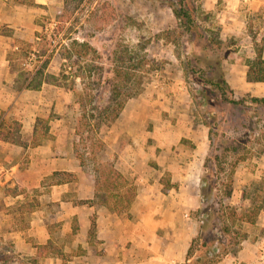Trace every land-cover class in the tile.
<instances>
[{
    "label": "rangeland",
    "instance_id": "374dc122",
    "mask_svg": "<svg viewBox=\"0 0 264 264\" xmlns=\"http://www.w3.org/2000/svg\"><path fill=\"white\" fill-rule=\"evenodd\" d=\"M198 3L202 15H208L202 21L206 35L208 38H219L222 46L216 48L217 45L212 42L205 46L191 42L178 26L166 0H84L79 6L72 4L65 9L64 0H47L45 4L34 6L35 34L39 39L28 43L27 54L17 57L16 61L20 62L33 53L32 69L25 67V70L24 66L18 64L24 72H33L48 57L47 67L50 73L56 75L55 85L64 92V100L59 106L43 103L38 106V112L43 115L50 112L53 125L62 119L55 125L66 131V135L60 139L62 145L65 148L75 146V151L83 156L84 165L92 171L106 163L107 143L104 138L109 125L115 121L105 119L112 114V109L106 106H114L116 100L124 97V105L128 101L136 104V99L144 97V108L158 112L160 125L168 119L172 123L179 121L191 126L192 136H196L197 140L193 142L190 136H182L165 156L168 161H175L176 157L179 164H171L170 170L155 165L152 168L155 175H164L167 170L168 174L164 176L169 178L174 173L188 175V185L194 183L192 179L196 178L193 194L188 191L185 196H180L184 204H195L188 211V216L195 221L200 205L201 175L207 172L202 163L209 149V124L216 142L225 148L221 155L222 168L217 172L216 187L210 193L216 201L218 214L222 213L221 205H236L248 191L253 195L264 194V112L249 110L221 99L213 81L218 74L216 62L222 59L221 74L231 93L227 92L228 98L264 95V83L249 82L244 74L245 59L253 44L246 46L240 35L226 33L218 15L223 8V0H198ZM59 27L62 28L56 33ZM250 34L251 37L252 34L255 36L253 32ZM73 40L88 42L94 51L68 57L69 44ZM223 54L226 55L221 58ZM115 84L120 85L121 91L112 100V87ZM202 88L208 90L209 96L202 97ZM210 104L215 108L212 113L214 117L208 110ZM244 104L251 108L254 106L248 100ZM82 112L86 118L78 125ZM147 128L152 130L153 124L149 123ZM152 141L153 137L148 136L147 144L150 145ZM160 151L161 148L156 147V156ZM0 153L22 160L26 157L23 152L16 153L13 149H0ZM229 176L232 178V194L226 198L224 190ZM4 188L0 186L1 194ZM28 198L25 204L33 206L37 198L33 195ZM18 205L17 202L4 205L9 206L6 207L9 210H6V218L0 226V264H25L22 263L24 259L16 254L14 243L9 241L8 235L12 225H25L24 212L20 215ZM56 224L52 225V230L60 236L62 227ZM227 224L230 225V232L225 235V246L221 248L220 256L224 252L232 253L237 248V230L245 233L246 237L263 242L264 251V211L258 212L253 223L230 220ZM216 225L220 229L223 223L217 220ZM67 239V235L60 237L61 241Z\"/></svg>",
    "mask_w": 264,
    "mask_h": 264
},
{
    "label": "crops",
    "instance_id": "0c3cea01",
    "mask_svg": "<svg viewBox=\"0 0 264 264\" xmlns=\"http://www.w3.org/2000/svg\"><path fill=\"white\" fill-rule=\"evenodd\" d=\"M33 1L35 4L30 5L19 0H0V134L15 131L11 139H2L0 135V149H13L26 155L22 160L0 153V186L6 187L5 197L0 192V226L9 210L4 205L19 203L18 212L20 215L24 212L25 225H12L8 231L16 254L24 259L19 261L25 264L182 263L191 238L198 232V222L188 216L195 204H184L180 196L188 191L193 194L197 180L194 177V183L188 185V175L174 173L170 182L176 185L163 190L160 182L163 174L155 175L152 167L170 170L171 164H179L176 157L175 161H168L165 156L182 136H190L193 142L197 140L192 136V127L168 119L160 125L158 112L144 108V97L136 99V104L128 101L109 125L104 138L107 143L104 161L112 163L134 185L135 197L121 213L89 202L94 200L96 192L93 171L76 159L72 151L75 144L73 148L62 145L60 139L66 131L55 126L62 119L58 118L59 122L53 125L50 112L47 115L38 112V106L43 103L63 104L64 92L55 85L57 80L42 82L39 89H29L26 82L18 79L26 58L16 62L17 57L28 52V43L39 39L35 34L34 6L47 3V0ZM223 2L218 15L226 33L240 35L246 46L253 44V38L259 41L264 37V0ZM250 32L255 36L251 37ZM249 50L247 57H253L254 50ZM45 72L50 73L47 65ZM37 118L47 119V136L33 144ZM149 123L153 124L152 130L147 128ZM148 136L153 137L150 145ZM156 147L161 148L158 156ZM54 171L74 176L60 182L51 177ZM32 186L42 189H30ZM29 191L37 198L30 207L25 204L32 196ZM3 199L8 202H2ZM92 216H95V234L90 237ZM54 223L62 227L60 236L52 230ZM74 224L77 229L72 233ZM63 235L69 239L61 241ZM48 242L57 250L49 249L39 256L38 246ZM262 248L263 242L244 237L235 254L225 252L214 264H264Z\"/></svg>",
    "mask_w": 264,
    "mask_h": 264
},
{
    "label": "trees",
    "instance_id": "16d2710c",
    "mask_svg": "<svg viewBox=\"0 0 264 264\" xmlns=\"http://www.w3.org/2000/svg\"><path fill=\"white\" fill-rule=\"evenodd\" d=\"M20 2H27L30 5L35 4L33 0H19ZM84 0H64L63 8H67L74 4L79 6ZM167 5L171 8L174 16L178 21V26L182 29L184 33L188 35V38L194 44L201 46L208 45V43H213L217 45L216 48L223 45V42L215 37L211 36L208 38L206 35V29L203 26L202 21L208 18L207 14L201 12L200 4L198 0H166ZM62 27L56 28V33L61 30ZM45 37V35H42ZM69 51L67 53L68 57L80 56L89 54L91 51H94V48L86 41L78 42L73 40L69 44ZM264 37L259 41L253 38V50L254 56L247 57L245 59V78L249 82H264ZM27 53H25L26 55ZM224 55L220 57L223 58ZM222 60V59H221ZM220 59L216 62L217 76L216 80H213L216 88L219 90V97L224 99L226 102L235 105H242L247 109H252L257 112H264V95L262 96H248L242 99H235L226 95L230 88L223 78L220 69ZM48 63V57L45 58L43 63L30 75L29 72H24L19 70L18 79L21 83H25V87L29 89H39L42 82H53L57 77L53 74L45 72L46 65ZM61 73V72H60ZM207 81V80H206ZM212 82L211 80H209ZM121 91V87L118 84L113 85L112 87V100L116 99V96ZM203 94L202 97L209 96L208 90L202 88L200 90ZM231 94V93H230ZM126 98H121L115 101V105L112 106L108 104L106 107L112 109V114L110 118L106 120L113 121L119 115L122 107L124 106ZM248 100L251 103H254V106L245 105V101ZM211 114L214 112L215 108L212 104L208 109ZM214 117V114H212ZM86 118V115L82 112L78 119V125L82 124L83 119ZM47 119H36V124L34 125V134L32 137V143L36 144L40 141L42 137L47 136ZM17 123V122H16ZM208 130V139H209V149L203 160L202 166L204 171L201 175V183L199 187V200L200 205L197 209L196 220L198 222V232L190 240L185 260L180 264H214L221 256V248L225 246V235L230 232V225L227 224L228 221H245L253 223L255 218L260 211H264V194H251L244 193L241 199L237 202L236 205L226 203L221 205V214H218V209L216 206V201L213 198V194H210L214 191L216 187V177L217 172L221 169V155L223 154L224 147H221L218 144L213 136V130L211 124H209ZM15 131L12 134H5L2 132V139H11ZM80 134L78 128V135ZM75 151V150H74ZM76 157L79 159L81 164H84L82 154L77 150L75 151ZM94 182H95V196L94 200H88L89 202L94 201L97 204H102L107 206L110 210L115 211L116 213H121L126 211L130 204L132 203L135 197V187L134 185L127 182L123 174L117 170L112 163H104L93 169ZM168 172H164V175H167ZM162 175L160 182L163 184L162 189L166 190L172 186H175V183L170 182L169 176ZM74 174L68 172H58L54 171L51 175L52 178H55L56 181H66L70 178H73ZM54 179V180H55ZM256 188V187H255ZM232 194V178L229 176L228 183L224 190V196L229 198ZM217 220L223 223L220 229H217ZM77 226L74 224L72 227V233H75ZM95 234V216L91 217V223L89 228V236L92 237ZM235 243L237 248L233 250L235 254L238 250V245L241 240L246 237L245 233H240L237 230L235 233ZM49 249L57 250L56 246L48 244L38 246V255H43ZM225 253V252H224ZM1 259V258H0ZM245 264V263H241Z\"/></svg>",
    "mask_w": 264,
    "mask_h": 264
},
{
    "label": "built area",
    "instance_id": "2783aa9c",
    "mask_svg": "<svg viewBox=\"0 0 264 264\" xmlns=\"http://www.w3.org/2000/svg\"><path fill=\"white\" fill-rule=\"evenodd\" d=\"M33 58V53H30L29 56L26 57V59L23 62V66L32 69L31 61Z\"/></svg>",
    "mask_w": 264,
    "mask_h": 264
}]
</instances>
